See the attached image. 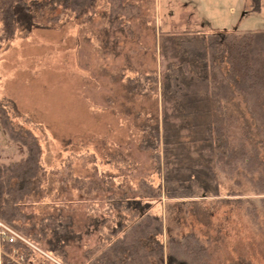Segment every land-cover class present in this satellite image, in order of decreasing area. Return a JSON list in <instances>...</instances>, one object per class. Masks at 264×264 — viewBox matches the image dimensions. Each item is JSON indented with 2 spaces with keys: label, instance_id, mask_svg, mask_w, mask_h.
Returning a JSON list of instances; mask_svg holds the SVG:
<instances>
[{
  "label": "rangeland",
  "instance_id": "rangeland-1",
  "mask_svg": "<svg viewBox=\"0 0 264 264\" xmlns=\"http://www.w3.org/2000/svg\"><path fill=\"white\" fill-rule=\"evenodd\" d=\"M128 2L131 8L121 10L125 14L117 20L109 18L108 0H98L79 18L61 17L59 9H48L39 19L49 27L17 31L10 39L0 21V130L23 155L21 160L28 150L12 138V126L32 131L42 146L44 167L21 209L27 225H35L33 232L41 234V246L30 241L34 249L57 264L65 263L47 252L54 228L49 225L41 233L44 218L69 223L76 239L63 247L65 260L85 264L86 251L105 242L118 222L111 199L141 193L143 180L156 187L161 184V199L153 201L151 211L164 219L166 253L167 230H177V224L168 221L173 212L167 204L182 198L165 196L164 162L159 171L153 151L144 144L153 122L162 137L164 109L171 103L165 102L160 88L157 94L132 93L131 79L141 73L145 83L144 75L151 71L160 78L168 62L178 61L171 51L163 55L164 36L264 30V0L260 10H254L251 0ZM187 132L182 130V140L189 144ZM160 150L163 159L162 141ZM192 156L198 154L194 151ZM185 162L183 158L181 163ZM229 186L224 181V194ZM247 197L239 204L216 206L209 226L182 215L180 235L194 233L209 253L192 264H264V206ZM207 199L206 205L212 206V198ZM251 205L256 206V217L248 214ZM15 254L1 248L0 255L16 259ZM20 261L24 264V258Z\"/></svg>",
  "mask_w": 264,
  "mask_h": 264
},
{
  "label": "trees",
  "instance_id": "trees-1",
  "mask_svg": "<svg viewBox=\"0 0 264 264\" xmlns=\"http://www.w3.org/2000/svg\"><path fill=\"white\" fill-rule=\"evenodd\" d=\"M97 1L0 0L4 36L10 39L17 31L29 33L35 27H49L39 19L48 9H59L61 17L79 18L93 10ZM108 1L111 20L124 15L121 10L131 8L128 0ZM251 1L254 10H260L263 0ZM160 46L164 56L171 51L178 61L168 62L160 78L156 71L144 75L145 83L139 73L131 79L130 91L157 94L160 88L165 102L171 103L164 109L162 137L158 123L153 122L144 146L153 151L159 171L164 162L165 196L169 200L182 198L167 204V210L173 212L168 221H174L177 230H167L166 256L164 219L151 211L153 201L161 199V184L156 187L143 180L141 193L111 199V206L119 212L118 222L105 242L86 251L85 264H192L209 253L194 233L180 235L182 215L209 226L216 206L239 204L243 196L264 206V30L167 35ZM183 129L188 131L189 144L182 140ZM10 131L14 140L26 146L28 155L10 164L0 163V219L41 246L40 233L33 232L35 225H27L21 203L32 192L44 167L42 146L32 131L20 132L13 126ZM193 150L197 157L192 156ZM183 158L186 162L182 164ZM224 181L230 184L226 194L222 191ZM209 197L212 206L206 205ZM248 214L257 216L255 205L248 206ZM42 222L41 233H46L49 225L54 228L47 252L69 264L63 247L76 239L69 223L52 216ZM1 248L15 251L16 259L0 255V264H22L20 258H24V264H57L20 239L5 241Z\"/></svg>",
  "mask_w": 264,
  "mask_h": 264
},
{
  "label": "crops",
  "instance_id": "crops-1",
  "mask_svg": "<svg viewBox=\"0 0 264 264\" xmlns=\"http://www.w3.org/2000/svg\"><path fill=\"white\" fill-rule=\"evenodd\" d=\"M22 156L19 155V151L16 147L13 149L12 146L8 144L3 131L0 130V163L10 164V162L21 160L23 158Z\"/></svg>",
  "mask_w": 264,
  "mask_h": 264
},
{
  "label": "built area",
  "instance_id": "built-area-1",
  "mask_svg": "<svg viewBox=\"0 0 264 264\" xmlns=\"http://www.w3.org/2000/svg\"><path fill=\"white\" fill-rule=\"evenodd\" d=\"M18 239L26 242L27 244H30L31 246H34L29 240H27L25 237H23L17 231H15L14 229H12L7 224H5L3 221L0 220V252H1V245L3 242H5V241L15 242ZM21 259H23V258H21Z\"/></svg>",
  "mask_w": 264,
  "mask_h": 264
}]
</instances>
